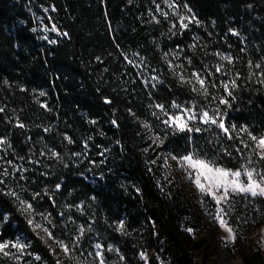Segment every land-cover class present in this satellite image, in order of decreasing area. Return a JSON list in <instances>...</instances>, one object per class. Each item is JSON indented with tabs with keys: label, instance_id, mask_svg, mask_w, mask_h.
<instances>
[{
	"label": "trees",
	"instance_id": "obj_1",
	"mask_svg": "<svg viewBox=\"0 0 264 264\" xmlns=\"http://www.w3.org/2000/svg\"><path fill=\"white\" fill-rule=\"evenodd\" d=\"M177 2L188 3L200 25L193 23L182 31L175 17L170 21L156 11L160 4L171 14L163 0H0V108L4 109L0 137L6 140L0 144V173L9 170L6 185L0 188H12L23 198L41 193L34 208L52 214L55 238L75 233L81 224L86 234L95 231L121 246L130 264H135V243L118 233L123 217L130 226L144 222L152 244L162 241L181 264H195L181 230L188 212L181 207L180 195L161 179L158 162L151 163L154 147L183 155L193 148L188 143L191 136L201 156L222 166L236 169L248 159V150L239 139L229 141L214 127L175 137L169 134L165 145L149 147L145 123L163 137L152 115L158 112L155 104L169 111L174 100L180 105L205 103L203 96L191 91V85L180 82V73L192 79V70L203 74L207 67L213 75L206 81L219 86L221 80H231L239 72L236 100L226 124L248 125L255 135L264 133V84L255 74L264 71V0ZM179 11L188 14L182 7ZM171 23H176L174 34L169 31ZM217 52L232 56L233 63L222 62ZM164 53H169L167 58ZM186 57L192 59L191 65ZM169 60L181 67L170 68ZM249 61L253 66L260 63L261 68L249 69ZM217 64L228 74L216 73ZM209 91L226 95L222 87ZM17 121L24 127H18ZM237 147L241 153L235 151ZM49 149L61 159L52 158ZM9 160L12 165L6 163ZM252 160L255 165L258 157L253 155ZM13 165L27 171L12 173ZM256 165L264 168V162ZM232 204L256 226L263 223V198L237 195ZM16 234L24 236L47 264H56L13 198L0 192V240ZM0 264H5L1 256Z\"/></svg>",
	"mask_w": 264,
	"mask_h": 264
},
{
	"label": "snow or ice",
	"instance_id": "obj_2",
	"mask_svg": "<svg viewBox=\"0 0 264 264\" xmlns=\"http://www.w3.org/2000/svg\"><path fill=\"white\" fill-rule=\"evenodd\" d=\"M163 2L170 8L171 14L167 11H163L161 9L160 4H156V11L160 12V14L167 20L171 21V17H175L179 23V28L183 31L188 29L190 24L200 25V21L196 18L195 14L192 13V9L188 3H183L182 5L177 2V0H163ZM187 10L188 14H184L179 11L180 8ZM153 20L157 23L160 21L153 16ZM176 28V23H171L169 31L174 34V29ZM47 30V29H46ZM53 31H56V26L53 25ZM233 35H238L235 30H229ZM63 35H68V33H63ZM195 39V38H194ZM195 45H192L194 47ZM243 51V49H241ZM136 55V54H134ZM169 53H164L163 58H167ZM220 60L227 61L229 64L233 63V57L227 54H221L219 52L215 53ZM99 59V58H97ZM127 60V56H125ZM188 60V64H192V59L186 57ZM130 64H133V61L128 60ZM170 68L181 67L180 65H173L172 61H167ZM135 67H139V65H134ZM249 69L255 67L256 69L261 68V64L257 63L253 66L252 62H248ZM216 73L224 72L226 75L228 74L227 70L224 68L222 64H217L214 66ZM152 71H155L154 69ZM254 73L250 71L249 76L251 77ZM259 76V82L264 84V71H260L255 73ZM137 75H142V73H137ZM191 78H186L183 73L179 74V80L182 84L191 85V91L193 93H198L205 99V104L200 105L196 101H192L190 105L184 106L178 104L175 100L172 102V109L175 110L174 113L169 112L163 104H155L154 107L159 109L160 113L163 114L164 118L161 119L160 116L157 115L156 112H153L152 115L155 116L158 120H160V124L163 129V137H161L160 133L154 134L152 139V144H154L157 148L165 145V142L169 139V134L172 137H175L177 133H200L202 131H207L212 129L213 127L224 134L229 141H233L235 139L240 140V144L243 145V149L248 150V159L246 163L241 164L239 168L232 169L226 166L220 165L216 160L211 159L207 156H201L198 147L195 146V142L192 137H188V143L193 145L192 150L187 151L186 154L177 155L173 152H168L166 155L162 154L161 157L164 160V166L170 167L168 161L169 158L176 163L178 168L185 172L186 178L191 181V183L196 187V189L201 193L203 197H211V199L215 202V215L213 216L214 221L220 226V228L224 229L228 235L225 237V244L228 242L235 243L237 240L238 234L234 227L230 226V220L227 218L229 213L233 211L232 200L233 197L237 195L243 194L244 196H251L252 198L264 197V168H256L252 166L254 164L252 160V156L255 155L258 157V160L255 162L259 164L260 162H264V133L260 135L253 134V131L250 130L248 125H240L237 127L236 123L233 122L230 125L226 124L227 117L229 111L232 108L233 102L236 100V96L234 95V90L238 88L237 80L240 78V73L237 72L235 77L231 80L220 81V85H216L215 83L209 84L206 81V77L212 76L213 73L207 70V67L202 74L199 71L193 70L191 72ZM151 79L153 81H157L156 76H152ZM199 87H196V85ZM156 85L153 84V87ZM222 87L224 93L226 95H216L209 91V88L218 89ZM40 95H45L44 92H40ZM211 96V100H208V97ZM105 103H111L110 100L105 99ZM221 106H224L221 108ZM4 109L0 108V112H3ZM131 112V109L128 110ZM95 123V121H92ZM112 123L115 125L117 123L116 120H113ZM194 124L202 125L203 127H193ZM18 127H24L22 123L17 121ZM145 128H149L150 126L145 123L143 125ZM47 131V129H45ZM246 135L248 140H244L243 136ZM64 139L68 140V143H73L72 139L65 135ZM216 139H219L217 136ZM6 142L5 138L0 137V144H4ZM117 143H119L117 141ZM210 143V142H209ZM87 145H85L86 147ZM152 147V145H149ZM149 149L145 148L144 151L147 152ZM51 152V157L60 160V155L54 149H49ZM222 151L227 153V149H222ZM235 151L237 153H241V148H236ZM44 152H41V155H44ZM231 155L230 153H228ZM73 156H79L80 153H72ZM63 162V161H61ZM9 165H12V161L9 160L6 162ZM151 163H156V161H151ZM65 167L68 165L65 163ZM151 170V169H150ZM12 173L16 172H24L27 169L19 168L15 165L12 166ZM9 175L8 168H5L2 173H0V185H6L5 177ZM21 180H24L25 177L23 175L20 176ZM56 190L61 188V184H56ZM24 192L27 190L24 189ZM0 192L4 195L13 198L14 203L18 205V211L26 217L27 224L32 229V232L36 234L40 239H44V237L40 236V232L46 234L48 238L54 239V243L60 247L63 254L66 257H71L75 264H84L83 261L78 260L73 255V250L75 248H80V240L84 234V227L80 226L78 229V235L72 237V248L69 247L67 243H65L62 239H56L52 236V229H55L56 225L53 222L52 214L50 212L43 213L37 212L34 208L33 202L38 200L41 197V193L35 192L30 195L28 198H23L21 193L13 190L12 188H8L7 191L0 188ZM48 194L47 188L44 190V195ZM51 200L52 197H49ZM204 201L202 200L201 203ZM79 208V205H76ZM227 208V211H226ZM258 211V210H257ZM211 214V213H209ZM60 217H64V213H60ZM38 218V219H37ZM7 219V216L4 217ZM240 219V218H238ZM70 222L72 221L71 217H68ZM243 222H247L246 220ZM51 226V228L49 227ZM123 229V221H120V226L117 229L118 231H122ZM186 231L192 235L195 230L193 228H187ZM30 246L29 243H25L21 238H16L15 240H0V254L4 257L12 259L16 262V264H21V261L25 255H30V253L26 252V249ZM93 248L96 249L95 257L99 260V264H106L103 254V246L99 243L92 245ZM15 250L14 252L12 250ZM113 246L108 245V251H112ZM49 251L53 253V255L57 256L56 264H61V260L59 256L55 253L54 248L49 246ZM88 256H92V253L89 252ZM142 259L147 261L146 254L144 252L140 253ZM36 260H40L41 257L39 255L35 256ZM121 260L124 259L123 256L120 257Z\"/></svg>",
	"mask_w": 264,
	"mask_h": 264
},
{
	"label": "rangeland",
	"instance_id": "obj_3",
	"mask_svg": "<svg viewBox=\"0 0 264 264\" xmlns=\"http://www.w3.org/2000/svg\"><path fill=\"white\" fill-rule=\"evenodd\" d=\"M152 76L155 75L150 74V77ZM191 102H184L182 105L188 106ZM201 102H198V104H205L203 101ZM156 110H158L156 112L157 115L163 119V114L160 113L159 109ZM169 112L174 113L175 110L171 107ZM158 121L159 125L157 128L161 129L160 120ZM155 132L147 128V134L152 147L155 145L152 144L151 137L156 134ZM152 152L155 154L153 161L158 162L161 179L168 188L176 191L180 195L181 207L188 212V216L185 217L181 230L182 236L189 243V251L195 264H264V221L256 226L255 221H248L244 216H241L242 213L239 215L240 213L233 207V211L229 213L227 218L230 220V226L236 229L238 237L234 244L231 242L225 244L224 238L227 237L228 233L220 228L213 219L216 208L215 202L211 197H203L191 181L186 178L185 172L180 170L170 158L168 161L170 167L164 166V160L158 157H161L162 154L166 155L168 152L157 151L155 147ZM252 166L260 169L256 163ZM247 197L253 199L250 195ZM261 198L264 199V197ZM202 200L204 201L203 203H201ZM245 220L247 221L246 223L243 222ZM121 221H123V229L122 231H118V233L133 239L135 243L133 246H135L136 250L134 257L135 264H181L174 258L173 251L166 249L162 241L159 242L160 244H152L150 241V232L144 222L130 226V224L125 223L127 221L125 217ZM80 226L83 225L78 224L75 233L66 232L64 237L56 239L64 240L72 248V237L78 235ZM119 226L120 222L117 225V229ZM187 228H193L195 230L194 234L190 235L186 231ZM86 232L84 231L83 237L80 240L81 247L73 250V255L78 260L83 261L84 264H99V260L95 257L96 249L92 247V245L99 243L103 246L102 250L106 264H130L121 246L102 238L95 231H89L87 234ZM40 236L44 237L42 241L48 247L51 246L54 248L55 253L61 260V264H75V261L71 257H66L63 254L60 247L54 243V239L48 238L43 232H40ZM18 237L25 243H29L20 234H16L13 239L6 240H15ZM53 237L55 238V236ZM196 243L199 244L198 247L195 245ZM108 245L113 246L112 251H108ZM157 248H159L158 251ZM12 251L14 252L15 250L13 249ZM26 252L30 253V255H25L21 264H47L42 258L40 260L35 259V256L38 254L33 252L30 246L26 249ZM89 252L92 253V256H88ZM141 252L146 254L147 261L141 258ZM0 256L3 258L5 264H16L14 260L4 257L2 254ZM121 256L124 257L123 260L120 259ZM54 257L57 259L56 255Z\"/></svg>",
	"mask_w": 264,
	"mask_h": 264
}]
</instances>
